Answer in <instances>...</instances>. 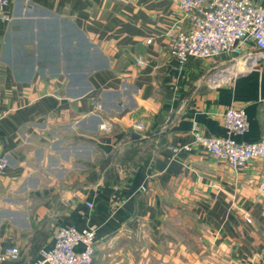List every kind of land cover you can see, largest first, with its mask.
<instances>
[{
    "label": "crops",
    "instance_id": "obj_1",
    "mask_svg": "<svg viewBox=\"0 0 264 264\" xmlns=\"http://www.w3.org/2000/svg\"><path fill=\"white\" fill-rule=\"evenodd\" d=\"M4 13L0 245L30 262L60 225L94 226L93 264H264V159L234 169L194 132L227 136L235 106L250 126L234 137L264 135V52L249 42L224 77L207 59L180 64L177 0H16Z\"/></svg>",
    "mask_w": 264,
    "mask_h": 264
},
{
    "label": "built area",
    "instance_id": "obj_2",
    "mask_svg": "<svg viewBox=\"0 0 264 264\" xmlns=\"http://www.w3.org/2000/svg\"><path fill=\"white\" fill-rule=\"evenodd\" d=\"M13 1L16 0H0V15L7 20L10 16L4 13V9ZM177 1L189 26L170 36L168 50L180 64H185L191 57L210 59L224 54H241L249 42L259 53L264 52V5L254 0ZM138 62L144 64L145 60L139 59ZM97 104L103 109L101 101ZM224 125L228 135L215 137L203 135L195 123V139L208 154L226 161L234 169L246 167L256 159H264V135L250 142L234 137L249 130L244 107H229L224 114ZM134 126L139 130L145 128L142 121H135ZM99 128L111 130L113 124L103 121ZM182 148L190 150L191 146ZM180 150L174 148L175 152ZM9 165V158L0 154V175ZM261 189L264 191V183ZM87 204L92 206L91 202ZM96 238L94 226L60 225L54 234L53 246L43 248L40 256L30 262L22 260L19 246L0 245V264H93Z\"/></svg>",
    "mask_w": 264,
    "mask_h": 264
},
{
    "label": "rangeland",
    "instance_id": "obj_3",
    "mask_svg": "<svg viewBox=\"0 0 264 264\" xmlns=\"http://www.w3.org/2000/svg\"><path fill=\"white\" fill-rule=\"evenodd\" d=\"M241 60L239 58V54L233 53V54H224L220 55L218 57L207 59L210 67H215L210 70L208 76L209 77H216V76H226V72H231L234 74H237L240 72L243 68L242 66H235V63Z\"/></svg>",
    "mask_w": 264,
    "mask_h": 264
},
{
    "label": "water",
    "instance_id": "obj_4",
    "mask_svg": "<svg viewBox=\"0 0 264 264\" xmlns=\"http://www.w3.org/2000/svg\"><path fill=\"white\" fill-rule=\"evenodd\" d=\"M136 136H139V135H136Z\"/></svg>",
    "mask_w": 264,
    "mask_h": 264
}]
</instances>
